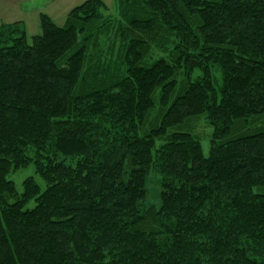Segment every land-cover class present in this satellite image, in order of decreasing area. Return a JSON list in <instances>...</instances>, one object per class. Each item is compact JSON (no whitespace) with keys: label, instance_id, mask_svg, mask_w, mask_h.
<instances>
[{"label":"trees","instance_id":"16d2710c","mask_svg":"<svg viewBox=\"0 0 264 264\" xmlns=\"http://www.w3.org/2000/svg\"><path fill=\"white\" fill-rule=\"evenodd\" d=\"M39 18L0 24V264H264V0Z\"/></svg>","mask_w":264,"mask_h":264},{"label":"rangeland","instance_id":"374dc122","mask_svg":"<svg viewBox=\"0 0 264 264\" xmlns=\"http://www.w3.org/2000/svg\"><path fill=\"white\" fill-rule=\"evenodd\" d=\"M85 0H0V24L12 23L16 21H22L27 35L29 37L39 34L40 28V13H45L51 17V19L57 24L62 26L65 23V18L70 9L80 5ZM108 6H113V0H103ZM197 134L201 137L202 150L205 155H208L210 142L209 137L206 135L209 133V128L204 121H201L196 130ZM34 166L31 164L25 168H20L15 171L8 178L11 179L18 192L23 191V181L28 177H34L36 181L44 189V182L34 172ZM157 174L153 173L149 177V203H155L156 190H158ZM35 202L32 200L29 203V207L34 206Z\"/></svg>","mask_w":264,"mask_h":264}]
</instances>
